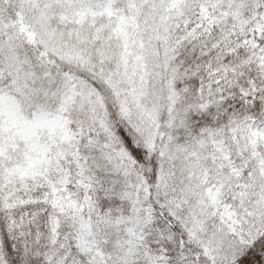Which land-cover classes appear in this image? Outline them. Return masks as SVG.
Instances as JSON below:
<instances>
[{"label":"snow or ice","instance_id":"obj_1","mask_svg":"<svg viewBox=\"0 0 264 264\" xmlns=\"http://www.w3.org/2000/svg\"><path fill=\"white\" fill-rule=\"evenodd\" d=\"M0 264H264V0H0Z\"/></svg>","mask_w":264,"mask_h":264}]
</instances>
